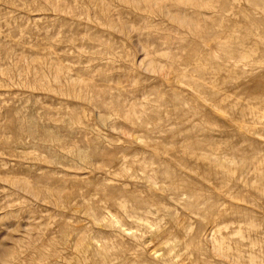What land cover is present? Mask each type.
<instances>
[{
    "label": "rangeland",
    "instance_id": "obj_1",
    "mask_svg": "<svg viewBox=\"0 0 264 264\" xmlns=\"http://www.w3.org/2000/svg\"><path fill=\"white\" fill-rule=\"evenodd\" d=\"M0 264H264V0H0Z\"/></svg>",
    "mask_w": 264,
    "mask_h": 264
},
{
    "label": "bare ground",
    "instance_id": "obj_2",
    "mask_svg": "<svg viewBox=\"0 0 264 264\" xmlns=\"http://www.w3.org/2000/svg\"><path fill=\"white\" fill-rule=\"evenodd\" d=\"M238 261H239V259H238Z\"/></svg>",
    "mask_w": 264,
    "mask_h": 264
}]
</instances>
